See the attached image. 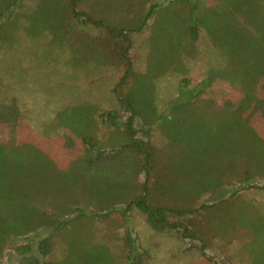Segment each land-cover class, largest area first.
Segmentation results:
<instances>
[{"label": "trees", "instance_id": "1", "mask_svg": "<svg viewBox=\"0 0 264 264\" xmlns=\"http://www.w3.org/2000/svg\"><path fill=\"white\" fill-rule=\"evenodd\" d=\"M23 2L0 0V43H10L24 17L28 25L36 26V15L42 8L55 27L73 28L75 22V26L98 30L101 65L115 66L123 73L113 89L118 108L101 109L94 116L89 114L93 104L79 103L66 110L69 113L63 125L70 131L64 135L81 140L79 147L72 149L77 156L67 167L39 144L17 140L23 127L29 132L33 128L16 100L0 103V122L8 124L15 136L7 144L0 143V264H5L9 250L16 259L7 258L9 264H142L148 253L137 246L133 228L127 224L134 210L157 222V228L183 229L184 236L200 241L202 247L227 239L230 230L203 225L210 216L202 211L219 201L198 205L197 200L198 196L214 197L256 177L264 178V134L254 125V113L250 110L248 119L245 113L247 101L254 102L255 111L261 103L257 97H264V0H218L211 7L194 0H38L36 8L25 14ZM154 18L161 39L154 32ZM28 25L24 26L26 31ZM150 26L148 69L140 72L132 56L133 34ZM170 30L172 35L167 39ZM202 31L225 64L211 68L192 89L189 80H183L178 96L160 110L152 78L173 63L183 66ZM166 42L169 55L159 57L156 47ZM218 81L228 82L244 95L242 104L203 103L202 97ZM141 85L146 93L155 89L151 107H146L143 96L137 93ZM260 109L264 110V102ZM73 118L79 127L71 123ZM103 129L108 131L103 133ZM157 130L166 141L161 148L153 142ZM199 137L207 144L199 147ZM227 138L233 142H221ZM177 157L182 169L195 159L194 171L211 182L186 205L184 197L170 200L164 190V179L168 172H174L173 168L168 171L165 163ZM236 196L237 191L231 198ZM232 200L241 208L256 203ZM240 211L254 226H235V236L244 230L249 242L253 239L255 244L254 248L249 242L241 247V255L247 259L240 263L264 264V215L257 207L251 213ZM113 214L123 220H112L121 231L115 240L121 245L101 239L106 236L98 224ZM58 244L62 246L60 257L55 256ZM225 254L226 264H235L233 257Z\"/></svg>", "mask_w": 264, "mask_h": 264}, {"label": "rangeland", "instance_id": "2", "mask_svg": "<svg viewBox=\"0 0 264 264\" xmlns=\"http://www.w3.org/2000/svg\"><path fill=\"white\" fill-rule=\"evenodd\" d=\"M194 1H198L207 7L218 4V0ZM37 4L38 0H24L21 6L23 14L30 13ZM38 13L36 26L28 25L29 22L24 17L20 21L21 28L14 30V36L9 39L10 43H0V103L16 100L20 111L33 128L29 132L23 127V131L17 140L39 144L51 158L59 160L58 162L63 167H67L77 156V152L72 151V149L74 146L75 149L78 148L81 140L76 135L70 139L64 135L63 132L70 131L63 125L67 121L69 113L66 110L79 103L93 104L95 108L91 110L88 108V110L89 114L94 116L101 109L118 108V98L113 89L123 70L120 72V70H116L115 66L101 65L104 64L101 62L103 51L100 50V46L96 42L97 37L101 36L98 30L79 24L75 26V22L73 28L69 26L68 28L55 27L50 24L49 15L42 8L38 10ZM151 23L158 39H161V32L156 30L157 18H154ZM27 25L28 32L24 29V26ZM171 29L174 28L171 27ZM152 31L150 26L140 34H133L132 56L135 60V68L140 72L148 69L149 49L146 41ZM30 32H34V34L31 35ZM171 35L170 30L166 33L165 38L168 39ZM82 41L84 42L82 43ZM156 48L155 53L159 57L169 55L168 42ZM183 62V66L180 62L173 63L169 70L152 78L153 81L151 80L152 84L157 86V105L160 110H163L169 102L178 96L183 80L188 79L189 89H192L203 80L211 68L222 67L225 64L223 56L213 47L211 40L204 31L201 32L200 40L195 44V50L192 49L191 55L185 56ZM154 72L153 70L151 74L153 75ZM262 87L264 88L263 85ZM154 91L155 89H151L146 93L143 85L140 88L138 86L137 93L143 96L142 102L146 104V107L152 106L149 104L153 100ZM243 98L244 95L232 89L228 82L218 81L202 97V102L207 104L210 103L209 100H214L218 105L226 102L227 104L238 105L242 104ZM257 98L261 100V103L256 110L254 111V102L247 101L248 110L245 113L247 119L250 110L254 113V125L264 134V110L260 109L264 97L259 95ZM248 99L246 98V100ZM243 110L245 111L244 106ZM259 112L263 113L260 114ZM70 121L74 123L76 128L79 127L80 123L75 118L70 119ZM28 122L25 123L28 124ZM107 131V129H103V133ZM218 133L221 134V132ZM14 137L12 128L8 124L0 122V143L7 144ZM212 137L215 138V136ZM153 142L159 148L166 143L165 138L158 130L153 132ZM221 142L230 144L233 141L227 138ZM202 143L207 144L204 138L199 137L198 146L200 147ZM193 160L195 159H190L191 163H188L184 167L185 169H182L181 160L178 157L172 161H166L168 171L171 168L174 169L173 173L168 172L163 182L164 190L170 200L176 197H184V204L186 205L189 198L195 197L196 192H200L211 184L194 171L193 166H197V164ZM206 168H208L207 165ZM236 191L239 196L231 198ZM202 193L205 194V192ZM238 198L244 199L245 202L254 201L256 203L250 202L241 208V205L238 206V203L232 200ZM214 199L219 202L208 207L207 212L202 211V215L210 216L203 222V225L215 230L221 229L226 232L230 230V232L227 234V239H223L221 244L216 243L206 247H202L200 241H191L184 236L183 229L170 231L166 229L165 225L162 226L163 228L159 225L158 228L160 229H158L156 221V223L150 222L146 215L134 210L127 224L133 228L134 236L137 238V246L142 252L148 253V258L142 264H226L225 252L233 257L235 264H241L240 262L246 260L247 255L246 257L241 255V247L249 242V236L245 234L244 230H238L235 236L236 231L233 230L235 226L242 224L254 226L251 224L252 220L248 222V219H244L240 209L243 212L251 213L257 207L264 215V178L256 177L248 184L230 188L225 192L215 194L214 197L198 196L197 204H211ZM248 217L252 218L253 216ZM112 220L123 222L120 216L113 214L98 224L106 236L101 239L103 241L109 240L111 243L121 235V231L112 224ZM214 239L222 240V237L214 236ZM226 242H229L230 246L226 245ZM114 243L121 245L119 241ZM248 245L250 248L255 247L253 239ZM60 255H62V246L58 244L55 256L60 257ZM14 256V251L9 250L6 259L4 258V263L9 264L7 258L15 261Z\"/></svg>", "mask_w": 264, "mask_h": 264}]
</instances>
